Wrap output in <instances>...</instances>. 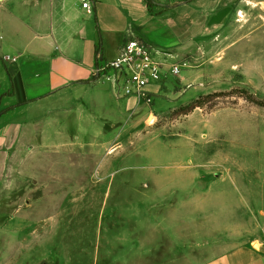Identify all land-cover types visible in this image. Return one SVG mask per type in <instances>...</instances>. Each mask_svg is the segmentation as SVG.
Instances as JSON below:
<instances>
[{
	"label": "rangeland",
	"instance_id": "1",
	"mask_svg": "<svg viewBox=\"0 0 264 264\" xmlns=\"http://www.w3.org/2000/svg\"><path fill=\"white\" fill-rule=\"evenodd\" d=\"M152 45L189 62L151 87L153 102L112 86L125 107L93 150L51 149L53 166L41 159L37 171L26 149L35 174L20 162L0 169V264H205L244 246L264 253V106L247 99L264 101V0L211 16L186 48Z\"/></svg>",
	"mask_w": 264,
	"mask_h": 264
},
{
	"label": "crops",
	"instance_id": "2",
	"mask_svg": "<svg viewBox=\"0 0 264 264\" xmlns=\"http://www.w3.org/2000/svg\"><path fill=\"white\" fill-rule=\"evenodd\" d=\"M91 1L90 13L81 0H0V110L7 109L0 116L1 170L20 162L35 174L42 159L48 171L55 160L48 165L49 150L97 146L96 134L125 101L96 76L99 55L115 58L133 35L186 48L211 16L246 0H156L151 10L146 0ZM26 149L36 154L37 171L19 154ZM73 159L67 156L69 165ZM205 264H264V253L244 246Z\"/></svg>",
	"mask_w": 264,
	"mask_h": 264
},
{
	"label": "built area",
	"instance_id": "3",
	"mask_svg": "<svg viewBox=\"0 0 264 264\" xmlns=\"http://www.w3.org/2000/svg\"><path fill=\"white\" fill-rule=\"evenodd\" d=\"M83 8L93 11L91 0H81ZM95 68L98 78L109 82L121 96H133L147 103L154 100L158 85L169 76H178L187 60H174V55L147 43L138 36L128 37L121 45L117 56L102 60Z\"/></svg>",
	"mask_w": 264,
	"mask_h": 264
},
{
	"label": "trees",
	"instance_id": "4",
	"mask_svg": "<svg viewBox=\"0 0 264 264\" xmlns=\"http://www.w3.org/2000/svg\"><path fill=\"white\" fill-rule=\"evenodd\" d=\"M147 1V4L148 6L150 7V10L153 8L154 5L158 4V2L156 0H146ZM100 46L101 45H98V49H97V52L99 53L100 52ZM247 99L249 101H252V102H255L256 104H259V105H262L264 106V101L261 100V99H258L254 94L252 93H247ZM201 104H203V102H201L200 100H198L196 102L195 105H193L192 107H190L189 109H187V111H191L193 110L196 106H201ZM7 109H3V110H0V116L2 115V113H4Z\"/></svg>",
	"mask_w": 264,
	"mask_h": 264
},
{
	"label": "bare ground",
	"instance_id": "5",
	"mask_svg": "<svg viewBox=\"0 0 264 264\" xmlns=\"http://www.w3.org/2000/svg\"><path fill=\"white\" fill-rule=\"evenodd\" d=\"M242 15V13H240ZM152 121V120H151ZM115 149V148H114Z\"/></svg>",
	"mask_w": 264,
	"mask_h": 264
}]
</instances>
